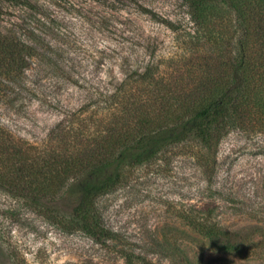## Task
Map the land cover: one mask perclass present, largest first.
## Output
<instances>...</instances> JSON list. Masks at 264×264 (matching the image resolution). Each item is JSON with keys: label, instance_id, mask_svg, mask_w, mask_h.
Wrapping results in <instances>:
<instances>
[{"label": "rangeland", "instance_id": "rangeland-1", "mask_svg": "<svg viewBox=\"0 0 264 264\" xmlns=\"http://www.w3.org/2000/svg\"><path fill=\"white\" fill-rule=\"evenodd\" d=\"M33 1L38 10L17 5L7 20L27 26L23 37L36 33L41 57L16 105L2 112L13 133L31 143L85 104L107 107V92L181 44L183 33L166 20L189 23L184 0ZM98 206L119 238L115 247L0 191V264H12V251L27 264H126L117 252L123 246L157 264H264V134L227 135L211 174L190 153L138 167ZM200 222L242 235L244 251L216 248Z\"/></svg>", "mask_w": 264, "mask_h": 264}, {"label": "trees", "instance_id": "trees-1", "mask_svg": "<svg viewBox=\"0 0 264 264\" xmlns=\"http://www.w3.org/2000/svg\"><path fill=\"white\" fill-rule=\"evenodd\" d=\"M184 3L188 25L165 22L184 35L168 56L107 92L103 110L85 104L43 142L31 143L13 133L2 112L16 105L41 57L40 40L31 30L23 37L27 26L7 16L17 5L39 8L33 0H0V191L111 248L119 238L105 225L98 199L132 170L190 153L211 174L227 135L264 134V0ZM196 227L221 251H244L242 235L209 222ZM117 252L126 264H157L124 246ZM9 258L27 264L19 252Z\"/></svg>", "mask_w": 264, "mask_h": 264}]
</instances>
